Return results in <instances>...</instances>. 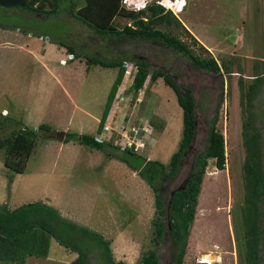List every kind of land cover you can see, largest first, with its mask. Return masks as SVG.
<instances>
[{"label":"rangeland","instance_id":"obj_1","mask_svg":"<svg viewBox=\"0 0 264 264\" xmlns=\"http://www.w3.org/2000/svg\"><path fill=\"white\" fill-rule=\"evenodd\" d=\"M143 1L120 0V5L147 19L150 11ZM180 1L182 10H171L177 20L154 27L177 36L195 54L214 56L219 72L196 67L181 50L152 39L98 34L67 14L69 0H61L49 13L0 6V137L25 125L38 132L21 172L4 165L5 152L0 149V205L14 208L42 200L73 223L101 232L121 264H138L142 253L152 249L158 264H173L175 247L166 219L162 237L153 239L154 190L119 157L125 155L136 164L146 156L167 164L181 137L182 109L163 78L147 76L136 93L131 87L134 57L140 56L148 61L149 72H167L180 87H190L195 99L191 143L176 173L159 187L165 207L171 191L195 170V156L204 148L215 114L216 128L224 136V167L217 168L213 157L207 159L182 264H201L197 260L202 254H210L212 264H253L245 259L243 234L250 212L264 232V196L254 210L242 169L241 130L243 120H249L258 131L264 177V0ZM80 2L76 0L73 11ZM113 20L117 28L132 21L127 13ZM67 44L77 52L73 58ZM90 54L125 59L126 69L101 132L98 122L119 69L88 66ZM242 91L248 95L241 99ZM41 123L53 131L38 129ZM55 131L93 134L114 147L102 150L77 140L64 142ZM125 131L127 137L122 136ZM129 135L144 142L138 155L120 146ZM48 240L46 255H28L25 264H67L76 256L53 236ZM258 247L256 264H264V233ZM99 258L91 256L89 261L101 264Z\"/></svg>","mask_w":264,"mask_h":264},{"label":"trees","instance_id":"obj_2","mask_svg":"<svg viewBox=\"0 0 264 264\" xmlns=\"http://www.w3.org/2000/svg\"><path fill=\"white\" fill-rule=\"evenodd\" d=\"M60 2L61 0H0V6L21 8L36 13H49L56 11L60 6ZM69 2L70 5L67 9L72 16L78 21L89 25L98 34L114 35L115 38L119 39L124 37L152 39L170 46L172 49L181 50L187 54L191 64L196 67L214 72H219L221 69L220 63L217 62L214 56L205 57L195 54L177 36L154 27L160 21L177 20L171 10L165 9L160 4L148 3L146 7L150 12L147 19H144L137 15L136 11L123 8L120 5V0H83L76 11H73L76 0H69ZM144 10L141 9L140 12ZM118 13H127L132 21L125 23L121 28H117L113 19ZM67 49L69 53H73V57L76 55L77 52L74 50L73 45L67 44ZM86 62L88 66L99 64L108 67L118 66L119 69L98 122L97 132H101L126 69L125 59H105L90 54L86 55ZM134 63L136 70L132 77L131 87L135 93L143 86L147 76L152 80L162 77L164 82L175 92L182 109L181 137L167 164L146 156H141L143 159L136 164L132 163L125 155L119 154V157L136 169L154 190L156 215L152 219L154 225L153 239L157 242L162 237L166 228V219L168 233L175 247L173 250L175 258L173 264H182L184 248L187 243L186 238L190 223L194 218L197 195L207 159L213 157L217 168L224 167V136L216 128L217 115L215 114L208 127L204 148L195 156V170L187 181L171 191L168 205L165 207L159 187L164 184V178L173 176L176 173L182 154L191 143L195 128V99L190 87H180L167 72L163 70L149 72L148 61L145 58L135 56ZM224 67L228 69V66ZM239 81V87H241V80ZM244 93L248 95V92ZM244 93L243 91L240 92L241 99ZM38 129H43L46 132L53 131L50 125L45 123L39 124ZM55 133L64 142L77 140L89 147L102 150L108 146L114 147L111 142L99 140L95 135L89 133L76 131H55ZM241 133L245 148L242 164L243 175L246 184L250 186L251 203L253 209L256 210L258 199L264 196V177L261 172L258 131L249 120H243ZM37 136L36 129L25 125L18 128L11 135L0 137V149H4L5 152L4 165L15 172L23 171L25 162L36 144ZM124 149L125 152L132 153L131 148ZM139 153L133 154L138 155ZM245 226L243 234L245 259L249 263L256 264L259 257L258 243L261 241L264 232L257 229L256 216L251 212L247 215ZM49 235L69 250L77 252L76 256L67 264H91L89 261L91 256L100 257L101 264H121L120 260L114 259L110 240L104 237L101 232L90 229L88 226L73 223L61 216L47 202L33 200L24 202L14 208L0 205V264H25L28 255L45 256ZM138 264H158L156 252L152 249L142 253Z\"/></svg>","mask_w":264,"mask_h":264},{"label":"built area","instance_id":"obj_3","mask_svg":"<svg viewBox=\"0 0 264 264\" xmlns=\"http://www.w3.org/2000/svg\"><path fill=\"white\" fill-rule=\"evenodd\" d=\"M151 2H154L156 4H160V5H164V7L166 9L170 8L172 11H174V10L176 11V9H178L177 5L175 4L177 2V0H146V1L141 2V4L143 5L145 3L147 4V3H151ZM174 13L176 14V12H174ZM69 56L72 57V54H70ZM63 61H64V59L62 60V62ZM130 134L133 135L134 133L130 132ZM122 136L127 137L128 136L127 131L122 132ZM127 139L128 140L124 144L120 145L122 148H131L132 151L138 152V148L143 147V145H144V142L141 139L136 141V140H134L133 136L129 135V138H127Z\"/></svg>","mask_w":264,"mask_h":264},{"label":"clouds","instance_id":"obj_4","mask_svg":"<svg viewBox=\"0 0 264 264\" xmlns=\"http://www.w3.org/2000/svg\"><path fill=\"white\" fill-rule=\"evenodd\" d=\"M147 4H148V3H147ZM175 4H176L177 7H178V9H176V11L179 13V11L182 10V8H183L182 3H181L180 0H177V2H176ZM162 6H164V5H162ZM164 8H165V7H164ZM165 9H166V8H165ZM167 9L171 10L170 8H167ZM172 12H173V11H172ZM69 54H72V57H71V58H73V53H69ZM213 260H215V259H213ZM213 260H212V261H213ZM197 262H198V263H201V264H209L208 261H207V262H203L202 257H199L198 260H197Z\"/></svg>","mask_w":264,"mask_h":264},{"label":"bare ground","instance_id":"obj_5","mask_svg":"<svg viewBox=\"0 0 264 264\" xmlns=\"http://www.w3.org/2000/svg\"><path fill=\"white\" fill-rule=\"evenodd\" d=\"M210 257V254H202V260H203V262H209V264H212V259L211 258H209Z\"/></svg>","mask_w":264,"mask_h":264},{"label":"crops","instance_id":"obj_6","mask_svg":"<svg viewBox=\"0 0 264 264\" xmlns=\"http://www.w3.org/2000/svg\"><path fill=\"white\" fill-rule=\"evenodd\" d=\"M82 4V2H80V5ZM79 5V6H80ZM67 14H69V15H72L69 11H68V9H67ZM69 45H72V44H69ZM69 52V51H68ZM70 55V54H69ZM63 60V59H62ZM3 111H6V109H3ZM108 114H110V109H109V112H108ZM108 114H107V116H108Z\"/></svg>","mask_w":264,"mask_h":264}]
</instances>
